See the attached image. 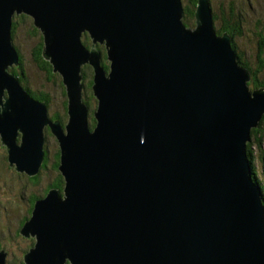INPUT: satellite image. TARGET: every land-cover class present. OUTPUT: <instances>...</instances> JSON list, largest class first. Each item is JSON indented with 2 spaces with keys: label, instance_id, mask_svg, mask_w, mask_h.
Instances as JSON below:
<instances>
[{
  "label": "water",
  "instance_id": "1",
  "mask_svg": "<svg viewBox=\"0 0 264 264\" xmlns=\"http://www.w3.org/2000/svg\"><path fill=\"white\" fill-rule=\"evenodd\" d=\"M16 13L32 16L44 57L64 76L67 136L7 72L20 57L10 38ZM183 15L181 0H0V132L10 165L38 171L49 123L67 181L36 202L21 230L38 238L27 264H264L262 191L247 157L264 88L250 89L230 36L216 35L210 0H198L195 29ZM80 31L106 40L110 79ZM88 59L100 99L93 131L78 75Z\"/></svg>",
  "mask_w": 264,
  "mask_h": 264
},
{
  "label": "rangeland",
  "instance_id": "2",
  "mask_svg": "<svg viewBox=\"0 0 264 264\" xmlns=\"http://www.w3.org/2000/svg\"><path fill=\"white\" fill-rule=\"evenodd\" d=\"M181 1L182 8L187 7V3L191 2V0ZM210 5L213 13L216 35L223 38L226 33V35L230 36L229 38L231 42L234 38L236 42L235 44L237 45V51L235 48L234 49L237 52V55L238 53H242L244 60L248 63L253 72H251L248 65L241 63L239 56H237L239 66L248 70L249 80L252 79L253 73L258 81L264 82V64L263 67H260V57L264 61V43H261V41L264 42V0H210ZM197 6L198 2L196 6L193 7L194 15H190L191 17L188 16L184 10L183 22L188 23V25L185 24L188 28L195 29L197 26L195 17ZM215 14L217 15L216 19L214 18ZM232 19H234V23L235 20L238 21L236 25L229 24ZM33 20L34 19L27 13H16L12 19V26H14L15 23H18L19 25L17 26L15 35L13 33L10 34L11 45L15 49L18 47L17 50L19 53L21 52L23 57H19L18 64H8V70L11 72H8V74L15 75L18 78V81L23 85L21 86L22 90L29 95L30 98L37 102H45L47 119L51 123L58 120L63 135L67 136L66 125L70 122V115L67 106L68 101H66L68 100L66 94V89L68 91V87L67 84H64L63 82V74L59 71H54V63L44 57L43 50L41 55L43 59L48 62L47 67L51 68V71L36 63L33 53L41 43H43L44 49V36L42 31L40 34L34 32L33 29L38 27L34 25ZM225 23H228V26L232 25L231 28L240 33L223 31L222 28ZM88 34L89 33L87 32L86 37H88ZM84 39L85 35H83V40ZM231 44L233 46V43ZM86 46H88V48L93 47V40L91 37H89V44ZM102 54V63L105 66L104 53L102 52ZM105 55L109 64L106 48ZM85 65L91 66L90 64ZM91 68L93 70L92 66ZM91 68H89L90 71ZM83 70L82 73L84 75ZM88 71L89 70L85 72L86 75L88 74ZM86 84L88 85V83ZM250 86L251 85H249V87ZM261 87L264 88L263 86ZM261 87L257 89H260ZM86 90L87 88L84 83V90L82 89L83 94L80 100L89 108L88 122L89 127L92 128V125L96 120L95 111L98 107V103L93 90H91V88L88 91ZM3 94L5 95V98L9 99V92L6 87L3 88ZM46 94L49 96L50 100L48 99L46 101L43 99L42 95ZM1 101L3 108H5L4 104L6 103V100L4 97L1 98ZM0 114H2L1 104ZM263 119L264 112L261 115V119H259L258 125L251 130L252 136L253 129L260 126L256 138H251L253 143L252 140L247 142H251L250 148L253 158H250L251 156L249 154H247V157L250 160L251 168L254 167L251 171L253 180L258 182L261 186L262 193H260L259 199L264 205ZM17 135L15 136V144L20 147L22 143V131H19V128L17 129ZM42 137L44 138L42 151H44V158L47 160H43L45 166L41 163L38 167V171L35 174L30 175L25 172V170L20 171L16 169V163L10 165L9 152L7 150L8 146L3 143L0 132V243H3L4 247H6L5 249L0 248V250H4L3 252L6 253V258L4 259L5 264H15L14 262H17L18 264H27L25 256L30 253L31 249L36 248L38 238L37 234H35V236H25V234L21 233V230L26 221L33 216L32 214L35 210L34 207H36V202L44 198L43 195L46 193L45 190L51 186L53 179L61 173L58 168L57 170L54 168L56 164L55 158L59 153L61 157L62 149L60 141L51 131L49 123L44 124L42 128ZM35 177H38V182H36L37 180H35ZM66 184L67 181L63 180V188L66 187ZM51 189H54V187ZM66 263L73 264L69 258H67Z\"/></svg>",
  "mask_w": 264,
  "mask_h": 264
},
{
  "label": "trees",
  "instance_id": "3",
  "mask_svg": "<svg viewBox=\"0 0 264 264\" xmlns=\"http://www.w3.org/2000/svg\"><path fill=\"white\" fill-rule=\"evenodd\" d=\"M197 0H191V2H189V3H187L188 5H187V7H184L185 9V11H186V13L188 14V16H190V15H194V12H193V10H194V8L193 7H195L196 6V4H197ZM191 17V16H190ZM214 18L216 19L217 18V15L215 14L214 15ZM233 20L234 19H232V21L231 22H229V24H233V25H236V23L238 22V21H236L235 20V23L233 22ZM186 25H188V23H185ZM227 24V25H226ZM19 24L18 23H15L14 24V26H13V29H12V31H13V34L15 35V33H16V30H17V26H18ZM232 26V25H231ZM231 26L229 25L228 26V23H225L224 25H223V28H222V30L223 31H228L229 33H235V32H237V33H240V32H238V31H235V30H233L232 28H231ZM34 30V32L36 33V34H40L41 33V31L39 30V28H34L33 29ZM220 32H222V31H220ZM85 35V39L83 40L84 41V43L86 44V45H88L89 44V35H88V37H86L87 36V34H84ZM87 38V39H86ZM41 43V42H40ZM39 43V44H40ZM232 43H233V47L236 49V51H237V45L235 44L236 42H235V40H234V38L232 39ZM261 43H264V42H262L261 41ZM262 45V44H261ZM99 46V49L100 50H102V52L104 53V60H105V66H106V69H109V64H108V62H107V57H106V55H105V47H104V45H98ZM18 48V47H17ZM42 50H43V43H41L37 48H36V51H34V53H33V56H34V58H35V61H36V63H38L39 65H41L42 67H44V68H47V69H49V71H51V68H49V67H47L48 66V62L47 61H45L44 59H43V57H42ZM20 54H21V52H20ZM238 56H239V60H241L240 62L241 63H243L244 65H248V63L244 60V58H243V55H242V53H238ZM20 57L22 58L23 56H22V54L20 55ZM260 64H261V66L260 67H263V64H264V61H263V59L260 57ZM24 63V62H23ZM259 64V65H260ZM249 66V65H248ZM86 68V69H85ZM89 68H91V66H87V65H85L84 67H83V72H84V83H85V86H86V88H87V90L86 91H88L90 88H91V90H92V84H93V70H92V68H91V71H90V69ZM249 68H250V70H251V72H253L252 71V69H251V67L249 66ZM87 70H89L90 71V74H89V71H88V74L86 75L85 74V72L87 71ZM254 76V74L252 73V79L251 80H249V85H251L250 87H251V89H257V88H259V87H261V86H263L264 87V82L263 81H258L256 78H255V76ZM86 83H88V85L90 86H88ZM252 86H253V88H252ZM93 94V93H92ZM42 97H43V99L44 100H50V98H49V96L46 94V95H42ZM262 121H264V119L262 120ZM95 125H96V120L94 121V123H93V125H92V128L93 127H95ZM259 129H260V126L258 127V128H254L253 129V131H252V137L251 138H256V134H258V132H259ZM252 140V139H251ZM252 143H253V140H252ZM251 142L250 143H248V154L251 156L250 158H253V156H252V153H251ZM47 159H45V161H46ZM55 162H56V164H55V170H57V168H58V166L60 165V153L57 155V157L55 158ZM46 164V163H45ZM43 165H44V163H43ZM45 166V165H44ZM253 169H254V167H253ZM255 172V171H254ZM58 173V172H57ZM38 179V177H35V180H37ZM63 180H64V177H63V175L61 174V173H59L54 179H53V182L51 183V186L49 187V188H47L45 191H46V193L52 188V187H54V188H59V189H63ZM36 182H38V180L36 181Z\"/></svg>",
  "mask_w": 264,
  "mask_h": 264
},
{
  "label": "bare ground",
  "instance_id": "4",
  "mask_svg": "<svg viewBox=\"0 0 264 264\" xmlns=\"http://www.w3.org/2000/svg\"><path fill=\"white\" fill-rule=\"evenodd\" d=\"M31 16V15H30ZM32 17V16H31ZM212 25V24H211ZM39 28V27H38ZM12 29H13V26H12V28H11V33H13V31H12ZM191 29V28H190ZM39 30L41 31V29L39 28ZM87 32L88 31H84V32H82L81 33V31H80V39H81V41H80V44H81V46H83V48L85 49L86 48V52H88L89 54H91V49H95L96 51H97V53H99V59H98V61H100L101 62V67L103 66L104 67V69L106 70V72H105V75H106V77L108 78V79H110V74H111V71H112V68H111V65H112V60H110L109 59V55H108V50H110V48L108 47V49H107V44H106V40H104V41H102V43L100 42V41H98V40H96V42L94 43L93 42V47L91 48V47H89L88 48V46H86V44L85 43H83L84 41H83V35L84 34H87ZM82 35V36H81ZM89 35V34H88ZM90 36V35H89ZM92 38V37H91ZM92 40H94V38H92ZM83 41V42H82ZM104 45V47L106 48V50H107V56H108V60H109V69H106L105 68V66L103 65V54H102V51L99 49V46L98 45ZM14 50H15V52L16 53H19L18 52V50H17V48L15 49L14 48ZM18 56H20V53L18 54ZM85 64H90L92 67H93V73H94V76H95V67H94V65H92L91 63H90V60L88 59V61L86 62V63H83L82 65H81V67H80V70L78 71V75L80 76L81 75V79H80V83H81V87H82V89L84 90V83H83V81H84V75H83V73H82V70H83V66L85 65ZM9 65H7V72H9ZM247 70V69H246ZM248 71V70H247ZM9 73H11V72H9ZM64 79V78H63ZM63 82H64V80H63ZM18 84H19V86L21 87V86H23L22 84H21V82L20 81H18ZM65 84V83H64ZM96 84V82H95V78L93 77V84H92V90H93V92H94V95H95V91H94V88H93V86ZM22 88V87H21ZM262 88V87H261ZM82 89H81V93H80V97L82 98V94H83V92H82ZM66 94H67V99H68V108H69V98H68V91H67V89H66ZM2 97H5V95L3 94L2 96H1V98ZM95 97H96V99H97V103H98V107H97V109H96V111L95 112H97L98 111V109H99V103H100V99L98 98V96L97 95H95ZM8 98H9V95H8ZM84 103V102H83ZM85 104V103H84ZM86 105V104H85ZM87 106V105H86ZM87 109H88V112H89V108L87 107ZM88 112H87V117H88ZM96 117V116H95ZM88 119H89V117H88ZM88 124H89V122H88ZM96 124H97V119H96ZM96 126V125H95ZM94 128L95 127H93V128H91L90 127V129H91V131H93L94 130ZM249 142V141H248ZM248 144V143H247ZM248 151V150H247ZM16 168V167H15ZM253 169V168H252ZM43 197H46V196H43ZM35 208V207H34ZM33 215V214H32ZM27 223V222H26ZM25 223V224H26ZM24 227V226H23ZM2 251H4V250H0V253L2 252ZM3 254H5V252H3ZM6 258V255H5V257H4V259ZM4 264H5V262H4Z\"/></svg>",
  "mask_w": 264,
  "mask_h": 264
},
{
  "label": "flooded vegetation",
  "instance_id": "5",
  "mask_svg": "<svg viewBox=\"0 0 264 264\" xmlns=\"http://www.w3.org/2000/svg\"><path fill=\"white\" fill-rule=\"evenodd\" d=\"M66 101H68V100H66ZM67 106H68V103H67ZM47 194L45 193L43 196H46ZM32 213V212H31ZM24 221H26V220H24ZM22 226V225H21ZM0 248H6V247H4V245H3V243H0ZM15 264H18L17 262H14Z\"/></svg>",
  "mask_w": 264,
  "mask_h": 264
}]
</instances>
